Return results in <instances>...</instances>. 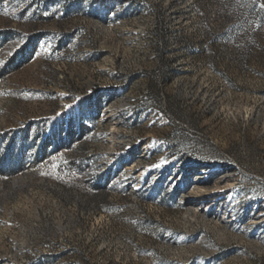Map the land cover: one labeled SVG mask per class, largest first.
Here are the masks:
<instances>
[{"label":"rangeland","instance_id":"374dc122","mask_svg":"<svg viewBox=\"0 0 264 264\" xmlns=\"http://www.w3.org/2000/svg\"><path fill=\"white\" fill-rule=\"evenodd\" d=\"M261 5L0 0V264H264Z\"/></svg>","mask_w":264,"mask_h":264},{"label":"snow or ice","instance_id":"6c2138e0","mask_svg":"<svg viewBox=\"0 0 264 264\" xmlns=\"http://www.w3.org/2000/svg\"><path fill=\"white\" fill-rule=\"evenodd\" d=\"M261 7L264 8V5H261ZM166 162V160L162 159L157 165H154V167H163Z\"/></svg>","mask_w":264,"mask_h":264}]
</instances>
